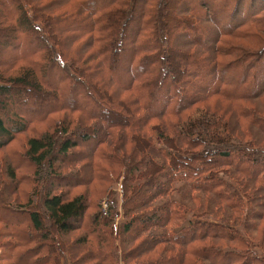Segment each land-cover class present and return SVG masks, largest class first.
I'll list each match as a JSON object with an SVG mask.
<instances>
[{
  "label": "trees",
  "instance_id": "1",
  "mask_svg": "<svg viewBox=\"0 0 264 264\" xmlns=\"http://www.w3.org/2000/svg\"><path fill=\"white\" fill-rule=\"evenodd\" d=\"M41 1L0 0L4 9L0 16V37L3 36L0 45L12 53L0 59V150L12 146L18 134L34 133L27 138L25 150L7 149V159L13 169L7 168V178L11 182L2 186V196L13 198L22 206L24 190H21V184L36 188V183L42 181L45 185L43 213L38 211L35 203H27L26 209L22 206L15 212L0 205L2 224L14 228L13 241L0 242L1 248L7 249V253L1 255L0 263L59 264L66 260L65 256L71 264L89 260H94V264L112 261L117 247L113 242L115 231L111 221L117 212L112 213L109 199L107 214H103L101 207L98 212L89 214L94 201L87 196L85 187L92 182L104 181L110 170L119 174L120 169L125 168L126 178L127 171L143 173L146 168V175H150L145 182L146 188H133L131 199H123L121 204L124 216H129L130 220L123 226V237L131 234L134 240H141L130 250H125L123 260L137 259L158 246H170L175 252L172 256H160L161 261L158 257L151 264L156 261L157 264H179V258L186 260L189 254L212 264H237L243 256L233 258V255H244L246 248L243 251L227 250L208 245L197 249L195 245L206 239L241 245L245 236L223 221L228 219L238 223L239 214L240 217L244 215L243 225L248 233L264 222V153L256 149L236 150L230 145L229 138L217 136L211 137L214 144L208 142V147L203 148L199 130L207 133L210 128L221 126L217 120L193 121L183 126H191L190 134L184 135L177 126L190 121L189 111L202 101L219 97L237 103L240 119L247 118L250 125L260 131L254 136L243 132L245 138L251 137L245 142L259 141V136L264 134V114L260 117L255 109L242 104L264 97V46L260 50L251 48L256 44L254 41L264 42V2ZM66 1L75 3L73 11L53 12L62 8ZM256 3L262 10H256ZM84 11L86 14H81ZM208 23L214 26L210 27L214 30L212 38L206 35ZM228 38L242 39L246 44H230ZM126 44L130 49L126 77L117 78L118 54L113 53L112 48L119 46L121 49ZM5 71L16 73L6 76ZM49 71L60 75L55 87L46 81ZM102 74L109 82H100L107 89L105 93L91 81V75L100 79ZM128 97L133 98L128 101L129 107L121 103ZM42 99L54 103L45 108L40 105L43 102L38 101ZM31 100L42 106H37L38 110L33 114L27 110ZM129 113L131 117L127 115ZM57 120L61 122V131L55 128ZM224 124L233 131L228 121ZM215 133L213 131V135ZM106 136L111 141L104 148L101 144ZM150 137L158 144L155 149L150 145ZM143 144L147 147L142 151L139 148ZM181 144L192 148L199 145L210 151L182 155L174 150ZM158 155L173 162L168 171L162 172L159 168L154 160ZM125 157L128 158L126 165ZM40 164H48L44 167L48 178L39 170ZM77 165L78 169L74 170ZM225 166L232 169L233 174L244 177L233 176L240 183L238 189L232 185L227 189L223 174H231ZM160 175L169 177L170 183L182 182L193 193H208L224 202L219 213L226 214L225 219L188 220L183 225V213L187 211L181 205L176 208V200L172 199L168 200L169 210L164 216L156 212L148 215L147 211L153 208L151 189ZM17 176L21 180L19 183ZM78 187L85 191L66 195L68 190ZM161 190L165 194L167 188ZM17 192L14 198L13 194ZM205 207L210 208L209 204ZM214 211L218 212L217 209ZM86 214L91 219L85 223V228L82 227L85 234L76 243L64 246L62 238L60 242L53 239L80 229ZM6 215L23 216V220L15 219L12 224ZM45 217L50 225L46 224ZM157 228L165 231L154 235ZM83 244L91 245V251L84 252ZM82 249L83 253L80 252Z\"/></svg>",
  "mask_w": 264,
  "mask_h": 264
},
{
  "label": "rangeland",
  "instance_id": "2",
  "mask_svg": "<svg viewBox=\"0 0 264 264\" xmlns=\"http://www.w3.org/2000/svg\"><path fill=\"white\" fill-rule=\"evenodd\" d=\"M44 1V0H42ZM41 1V2H42ZM171 3L174 0H170ZM248 1V0H246ZM250 1V0H249ZM38 2V1H37ZM40 2V3H41ZM78 4V3H76ZM257 4V3H256ZM74 4H70L69 1H66L64 3V6L62 8H57L55 9L53 12H60V11H64V12H70L71 10L73 11L75 8H73ZM76 9L79 11V7L76 6ZM261 9L260 6L257 4L256 5V10ZM262 10V9H261ZM4 9L0 6V16H2V14H4ZM229 11V8H228ZM81 14H86V12H81ZM262 14V13H261ZM264 14V12H263ZM208 33L206 35H208L207 38H212V35L214 36V30L213 28L210 27H214L212 24L208 23ZM3 37V36H1ZM1 37H0V43H1ZM189 37V36H187ZM262 39L264 40V37H262ZM246 40V39H245ZM230 42V44L235 43L238 45H245L246 43L242 40V39H234V38H228V40ZM254 41V40H252ZM256 44H252L253 47H251L253 50H260V48H262L264 46V42L263 41H254ZM169 43V42H168ZM170 44V43H169ZM229 44L230 47H232ZM248 44V43H247ZM2 45H0V59H2L3 57H9L12 53L8 50V48H3L1 47ZM246 48V46H245ZM119 46L116 48L113 47V53H117V64H118V68L119 71L115 74V76L118 78L121 77H126V70L128 67V63H129V44H126V46L121 47L120 51H119ZM179 67L180 64H179ZM178 67V68H179ZM241 72H243V69H240ZM16 72L14 71H5L3 72L4 75L6 76H12L15 75ZM46 81L51 84V86L55 87L56 83V79L58 78L57 76L59 75L58 73H56L55 71H49V73L46 74ZM60 76V75H59ZM97 75H91V81L97 85L101 90H103V92L105 93L104 86L100 85V82H105V83H109L107 81V78L105 77L104 74L100 75V79L99 81H97ZM109 94V92L107 93ZM110 95V94H109ZM164 95V92H162V96ZM120 96V95H119ZM124 96V95H122ZM116 98V96H114ZM111 98V97H110ZM114 98V100L116 101V99ZM132 97H128L127 100L124 102L121 101V103L127 107H129V102L130 100H132ZM264 97L261 99V97L259 99H257L256 101H248V102H243L242 104L247 106V108H253L255 109L259 115L261 117L262 114H264ZM161 100V98H160ZM39 102H43L42 100H38ZM72 102V100H71ZM54 102L52 100H47L44 101L43 103H41L40 105L45 106V108L47 106H50L51 104H53ZM39 104V103H38ZM37 102L35 103L33 100L28 101L27 103V110L31 111L30 113L33 114L37 112L38 109H36L38 105ZM40 106V107H42ZM239 105L237 103H233V102H227L225 100H223L222 98L219 97H210L208 98L206 101H202L198 106H196L194 108V110L189 111V117L188 122L184 123L183 125H179L177 127L178 131H180L183 135L185 133H189V129H191L190 127H183V126H187V124L192 123L193 121H195L196 123H199V121H203L204 119L209 120L210 122H215L220 121L222 123V125H218L215 126L213 128H210L209 131L207 133H204V131L199 130V132L201 131L202 135H201V141L204 143L203 148L204 147H208L206 144H208V142H212L213 144L215 143V141L211 140V137L213 136H217L218 138H229L230 145H234L233 147L236 150L239 151H253L254 149L261 151L262 153H264V134H262L261 136H259V141H255L253 143L251 142H245V140L251 138V137H247L245 138L246 135H244L243 132H247L248 135L250 136H254V134L256 133H260V131L250 125L249 120L247 118H243L240 119V114H239ZM124 111V110H123ZM208 111V112H207ZM127 112V111H126ZM131 112V111H130ZM216 114V115H212V114ZM107 116V118H113L112 116H109L107 114H105ZM130 117L132 116L131 113L127 114ZM264 118V117H262ZM114 119V118H113ZM202 119V120H201ZM179 123H182L180 120ZM228 124H230L231 128L233 131H231V129L228 127V125H225L224 122H227ZM94 122V121H92ZM78 123V122H77ZM194 123V122H193ZM96 126V125H95ZM39 130L41 129L38 126ZM56 129L61 128V122L59 120L56 121ZM245 130V131H244ZM213 131H216L215 135H213ZM234 132V133H233ZM41 133V132H40ZM246 133V134H247ZM34 133L32 132H26L25 134H18L15 137V142L12 144V146H9L7 149H14L16 148L17 150L23 151L26 149L25 143L27 138H29L30 135H33ZM38 134V132L36 133ZM166 134V132L164 133ZM103 135V134H102ZM192 135V134H191ZM100 136V135H99ZM98 136V137H99ZM155 136V134H154ZM242 137V138H241ZM217 139V138H216ZM150 140L152 141V144H150L152 146V149H155V145L156 141L155 138L150 137ZM104 143H102L101 145L104 148H107V144L110 143L111 139L106 136L103 139ZM56 140L54 143V146L56 145ZM221 142H219L220 145ZM198 145V144H197ZM218 145V144H217ZM147 147V145H144L139 148L140 150H144ZM212 147V145L210 146ZM7 149L5 150H0V205H3L5 207H7V209L14 211V210H19L21 209L22 206L28 207V204L31 203H35L36 206H38V211L43 213V207H42V198H43V194L45 193L44 191V184L42 181H39L38 183H36V188H33V185L31 186H27L24 183L21 184V190H24V195L22 196V206L14 201V199L12 198H8L7 196H2V186H4V184L9 185L8 183L11 182V180H8L7 178V174H8V170L7 168L9 167L10 169H13L12 165L10 164V160L9 158L7 159ZM196 149V150H194ZM77 150H85V148H78ZM174 150L182 155H185L186 153H193V151H203V153H208L209 151L202 149V146H196L194 148L192 147H188L186 145H182L178 147H175ZM160 155H158L156 158H154V160L160 165L163 166L159 168L162 169V172H166L169 170L170 167H172L173 162H171L170 160L167 162L165 159H162L161 157H159ZM177 157V155H175ZM174 156V159H175ZM179 157V156H178ZM181 158V157H179ZM128 159L127 157L124 158ZM182 159V158H181ZM46 160V159H45ZM177 160V159H176ZM48 163L49 160H46ZM128 163V161H125V165ZM43 166V168H42ZM219 166V164H218ZM39 170H42L41 173H43L42 175L45 178H48V175L46 173V175L44 174L47 170H45V168L48 167V164H40L39 166ZM45 167V168H44ZM78 165L73 168L74 170L78 169ZM228 168V172L229 174H231L230 176L226 174H223L224 177V181L226 186L228 187L227 189H229L230 187L234 186L236 189H238L239 186V182L235 180L234 177H238L240 179H244L243 176L234 173L233 174V170L229 169L228 166H225L224 169ZM220 169V168H219ZM125 168L120 169L119 174L118 172L115 173V170H110L109 172L107 171V176L106 179L104 181H96V182H92V184H87V186L85 187V190H87L88 192V197L91 198L94 201V205L92 207V209L89 211V214H94L96 212H98L100 209L102 210L104 204L108 201L109 199L111 200V205L113 206L112 209V213L117 212V214L112 215L113 216V220L111 221L113 230L115 231L114 237H113V242L115 244V246L117 247V250L115 251V256L113 257L112 261L108 262L107 264H151L154 263L155 259L161 261L160 256H164V257H168V256H172L175 252L171 251V247L170 246H158L156 247L154 250H149L147 253L141 255L139 258H127L125 261L122 258L123 253L125 252V250H130L133 246L137 245V243H139L141 240H134L131 236V234L127 237L124 238L123 237V226H125L127 223H129V216H124L123 214V209L121 207L122 201L123 199H131L132 193H133V188L135 190L136 187L138 186H143V188L145 187V182L148 179V177H150V175H146L148 174V170L145 168L144 172L141 173L139 170H131V171H127V177L124 178V172ZM115 173V174H114ZM132 175V176H131ZM19 177L17 176V181L18 183L21 182V180L18 179ZM169 177H164V175H160L158 176L157 182L155 184V186L151 189V192L154 195V199L152 201L153 203V208L152 210H148L147 213L148 215H151L152 213H157V215H165L168 212V200L172 199V200H176L175 202V207L179 208V206L181 205L183 209H185L187 212L183 213L185 220L182 222V224H187L189 221L188 220H201V221H205V220H209V221H218V220H223L224 218V213H219V208H221L224 204V202L217 200L216 198L212 197L211 194H205L203 192H191L189 189L185 188L183 186L182 182H176L173 181L172 183L168 182ZM166 180V184H164V181ZM15 183V180L13 181ZM12 182V183H13ZM232 185V186H231ZM123 186H124V190H123ZM255 186V184H254ZM163 188H167L166 193L163 194L162 190ZM36 189V190H34ZM83 188H77V190H71L66 193V195H76L78 193H82ZM169 189V190H168ZM123 191L125 193V196L123 198ZM18 194V192L16 194H13L14 198L15 196ZM28 199V200H27ZM105 200V201H102ZM102 202V203H101ZM102 204V205H101ZM205 204H209L210 208H206ZM101 207V208H100ZM214 208L218 210L214 211L211 209ZM24 208V207H23ZM100 208V209H99ZM15 212V211H14ZM119 212V213H118ZM219 213V214H218ZM15 214V213H14ZM223 214V215H222ZM8 215V214H7ZM6 218L7 220H9L10 223L14 224V220H23V216L19 217H15V216H7ZM138 215V214H137ZM145 217V215H144ZM46 218V217H45ZM223 218V219H222ZM91 219V216H87L84 218V222L82 224V226L80 227V229H75L73 232L69 233V235L67 236H58L53 238L56 241L62 238L64 241V246H66L67 244H74L76 243V241L82 237L85 234V231L83 230V228H85V223H87L89 220ZM2 219H0V242H9V241H13V237L14 235H12V233H14V228L13 225L10 224H2L3 222L1 221ZM244 215L240 214L238 215V219L236 220V222L238 223H231V221H229L228 219H225L223 221H226L227 223H229V225H232L233 229L236 230V232L238 234H240L241 236H245L243 237L244 242L241 245H237V244H233V243H226L224 241H220L219 239H206L203 242H197V244L195 246H197V249L200 248H204L208 245H213L216 247H219L221 249H227L230 250V248H237L240 251H243L245 248V254L244 255H240V256H234V257H241L243 256V258L237 262V264H246V263H256V264H264V222L262 224H260L258 226V228L255 227V231H251L248 233V231L245 230L244 227ZM134 221V220H133ZM46 224L48 223V225H50V222L47 220V218L45 219ZM110 224V225H111ZM139 225V224H138ZM228 226V225H226ZM83 227V228H82ZM118 230V232H116ZM165 230L162 228H157L154 230L153 234H157L160 235V233H163ZM55 232V230H54ZM120 232V234H119ZM28 233V232H26ZM56 234V233H55ZM118 234V235H117ZM251 234V235H249ZM91 237V236H90ZM141 239V238H140ZM126 241V242H125ZM128 242V243H127ZM258 243V247L256 246ZM256 244V245H254ZM205 245V246H204ZM235 245V246H233ZM82 247H84L83 249L84 252H90L91 251V245L89 244H83L81 245ZM80 246V247H81ZM25 249V248H22ZM83 249L82 251H80L81 253H83ZM5 249L1 248L0 246V257L1 255H3V253H7V249L6 251H4ZM200 251V250H199ZM78 252V251H77ZM78 254V257L79 255ZM2 258V257H1ZM66 260H61V262L59 264H71L70 259L65 256ZM185 259V258H184ZM183 258L181 259V257L179 258L180 263L182 264H212V262L208 261L207 259L201 258L199 256L193 257L192 255H188V257H186V260H184ZM218 262H221L220 260H218ZM10 263V262H8ZM96 262H94V260H89L88 262H84L83 264H94ZM179 263V264H180ZM1 264V263H0ZM157 264V261L156 263ZM221 264V263H219Z\"/></svg>",
  "mask_w": 264,
  "mask_h": 264
},
{
  "label": "built area",
  "instance_id": "3",
  "mask_svg": "<svg viewBox=\"0 0 264 264\" xmlns=\"http://www.w3.org/2000/svg\"><path fill=\"white\" fill-rule=\"evenodd\" d=\"M102 201H105V200H102ZM102 203V202H101ZM102 205V204H101ZM108 206H109V202L107 201L105 204H104V206H103V208H102V212H103V214H107L108 213Z\"/></svg>",
  "mask_w": 264,
  "mask_h": 264
},
{
  "label": "water",
  "instance_id": "4",
  "mask_svg": "<svg viewBox=\"0 0 264 264\" xmlns=\"http://www.w3.org/2000/svg\"><path fill=\"white\" fill-rule=\"evenodd\" d=\"M264 2V0H262Z\"/></svg>",
  "mask_w": 264,
  "mask_h": 264
}]
</instances>
